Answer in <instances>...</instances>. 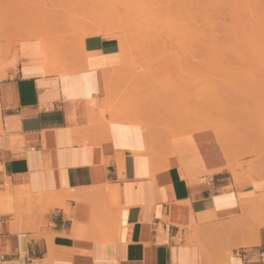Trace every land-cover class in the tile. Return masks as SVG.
<instances>
[{"label": "crops", "instance_id": "obj_1", "mask_svg": "<svg viewBox=\"0 0 264 264\" xmlns=\"http://www.w3.org/2000/svg\"><path fill=\"white\" fill-rule=\"evenodd\" d=\"M59 47L0 49V264H264V135L165 152L117 37Z\"/></svg>", "mask_w": 264, "mask_h": 264}, {"label": "rangeland", "instance_id": "obj_2", "mask_svg": "<svg viewBox=\"0 0 264 264\" xmlns=\"http://www.w3.org/2000/svg\"><path fill=\"white\" fill-rule=\"evenodd\" d=\"M174 1L0 0V49L17 56L21 42L33 40L55 59L64 41L117 37L128 61L122 113L158 131L161 150L188 136L197 147L211 145V130L223 141L262 143L264 0H209L205 27L183 18L186 0L169 7ZM187 22L204 28L188 32Z\"/></svg>", "mask_w": 264, "mask_h": 264}, {"label": "bare ground", "instance_id": "obj_3", "mask_svg": "<svg viewBox=\"0 0 264 264\" xmlns=\"http://www.w3.org/2000/svg\"><path fill=\"white\" fill-rule=\"evenodd\" d=\"M180 1V0H179ZM178 0H176V2L174 1V3H177V5L176 6H174V4L173 5H171V4H169V5H171V6H169V7H179L178 6V4L180 3V5H181V3L182 2H184L183 4H185L184 5V7H188V9L189 10H187V12H184L183 11V13H184V16H183V18H189V17H193V19H194V21H193V19L191 20V21H193V22H196V23H199V25L200 24H202V23H200V22H204V27H205V25L207 26V25H209L210 24V22H209V20H210V18H211V14H212V12H210V10H209V6L211 5H209V0H186V1H182V2H179ZM214 1V0H213ZM209 2V3H208ZM182 4V5H183ZM187 4V5H186ZM181 5V7H183ZM185 9V8H184ZM189 11V12H188ZM195 11V12H194ZM196 11H198V12H196ZM216 11V10H215ZM214 12V11H213ZM171 13H173L174 14V12H172V10H171ZM170 13V14H171ZM176 13H178V16H180L181 14H179V12H176L175 11V15H177ZM185 13H186V15H185ZM192 13H193V15H192ZM195 14V15H194ZM172 15V14H171ZM171 15L169 16V18L171 17ZM183 15V14H182ZM189 15V16H188ZM177 16V17H178ZM174 17V15L172 16V18ZM177 17L175 16V19H177ZM214 17V16H213ZM180 18V17H179ZM191 19V18H190ZM189 19V20H190ZM213 19V18H212ZM188 20V21H189ZM172 21V20H171ZM183 21H184V19H183ZM175 22V21H174ZM178 22H180V21H178ZM187 23H192V22H187ZM187 23H186V25H187ZM214 22H212V24H213ZM172 24H173V22H172ZM171 24V25H172ZM176 24V23H175ZM175 24H173V26L175 25ZM179 23H177V25H178ZM180 24L182 25V23L180 22ZM211 24V25H212ZM193 26L195 25L194 23L192 24ZM198 25V26H199ZM196 26H197V24H196ZM196 26H194V27H192L191 26V24L189 25V26H187V28H185V30L187 29V31L188 32H190L191 31V29L193 30L192 32H195V30H196V32L198 31L197 30V28H199V29H201L202 30V27L203 26H201V28L200 27H197V28H195ZM210 26V25H209ZM174 27H176V26H174ZM183 27H185L184 25H183ZM192 27V28H191ZM203 27V28H204ZM178 28H179V25H178ZM182 28V27H181ZM191 28V29H190ZM184 30V29H183ZM200 31V30H199ZM203 31H204V29H203ZM183 32V31H182ZM185 32V31H184ZM192 32H191V34H192ZM199 33V32H198ZM203 33V32H202ZM200 34V33H199ZM193 36H194V34H192ZM195 35H197V34H195ZM202 35V34H201ZM204 36H205V34H204ZM192 37V36H191ZM207 37V36H206ZM201 38V37H200ZM205 38V37H204ZM203 38V39H204ZM192 39V38H191ZM197 39H198V37H197ZM202 39V40H203ZM195 40V39H194ZM201 40V39H200ZM205 40V39H204ZM206 41V40H205ZM204 41V42H205ZM201 42V41H200ZM203 42V43H204ZM201 44H202V42H201ZM190 53V52H189ZM192 53V52H191ZM111 80V82H112V79H110ZM74 81V80H73ZM76 83V82H75ZM110 89V88H109ZM110 91H111V89H110ZM79 92V91H78ZM112 92V91H111ZM76 94V93H75ZM133 115V114H132ZM132 115H130V114H128V112H127V114H124L123 115V118L125 119V120H127V121H134L133 119L135 118L134 116H132ZM136 119V118H135ZM228 136H229V134H227ZM227 135H225V136H227ZM225 136H223V139L225 138ZM227 138V137H226ZM202 148V151H203V153H205L206 154V156L207 157H209V158H211V157H213V159L215 158L214 157V152H215V149H214V147H212V146H207V147H201ZM196 152H197V154H200V151H199V147H197L196 148Z\"/></svg>", "mask_w": 264, "mask_h": 264}]
</instances>
